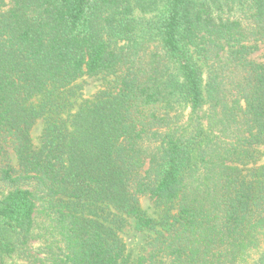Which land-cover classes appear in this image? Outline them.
Segmentation results:
<instances>
[{
  "label": "trees",
  "instance_id": "trees-1",
  "mask_svg": "<svg viewBox=\"0 0 264 264\" xmlns=\"http://www.w3.org/2000/svg\"><path fill=\"white\" fill-rule=\"evenodd\" d=\"M8 1L0 264H264V0ZM126 219L151 232L136 259Z\"/></svg>",
  "mask_w": 264,
  "mask_h": 264
},
{
  "label": "rangeland",
  "instance_id": "rangeland-1",
  "mask_svg": "<svg viewBox=\"0 0 264 264\" xmlns=\"http://www.w3.org/2000/svg\"><path fill=\"white\" fill-rule=\"evenodd\" d=\"M9 8L10 4L8 0H0V12H4ZM249 58L256 63L264 65V43L255 44V50L250 53ZM116 76H118V73H101L97 76L81 78L74 86L75 96L73 97V101H75L77 104L79 101L94 98L102 91L112 92L116 85ZM42 129L43 123L40 120L31 131L34 145L39 144ZM262 163H264V157L262 158L260 164ZM140 205L148 216L155 219V221L160 220L163 212V206L158 205L154 200L148 197H142L140 199ZM171 212L174 213L175 210L171 209ZM119 235L124 241L127 248V253L130 255L131 259H136L137 257L145 255L147 241L151 236V232L136 231L133 220L126 219V221L121 223ZM6 263L23 264V261L22 259L13 257L6 259Z\"/></svg>",
  "mask_w": 264,
  "mask_h": 264
}]
</instances>
